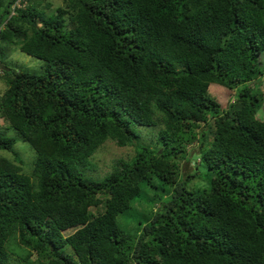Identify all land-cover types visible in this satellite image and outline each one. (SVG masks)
<instances>
[{"label": "trees", "instance_id": "16d2710c", "mask_svg": "<svg viewBox=\"0 0 264 264\" xmlns=\"http://www.w3.org/2000/svg\"><path fill=\"white\" fill-rule=\"evenodd\" d=\"M16 1L0 64L19 49L44 68L0 69V116L35 152L29 175L0 157V264H264V0ZM107 140L135 154L91 177ZM196 140L210 174L187 189ZM14 144L0 134L20 161Z\"/></svg>", "mask_w": 264, "mask_h": 264}, {"label": "rangeland", "instance_id": "374dc122", "mask_svg": "<svg viewBox=\"0 0 264 264\" xmlns=\"http://www.w3.org/2000/svg\"><path fill=\"white\" fill-rule=\"evenodd\" d=\"M46 3H49V6L45 8V11H53L56 7L63 4L62 0H42V5H45ZM15 5V4H14ZM13 5V6H14ZM21 2L18 6H21ZM4 63L9 65V68L14 69L15 71H18L20 69H28L30 71L35 72H41V70L44 68V62L34 56L27 55L26 53L20 51L19 49L12 51V53L3 60ZM2 63V62H1ZM7 65V66H8ZM264 67V64H263ZM252 91H255L257 95H259L260 99H262V107L258 111V116L260 118H264V73L255 78L252 79L249 84ZM7 84L3 77L0 75V93L4 91ZM209 93L213 98H215L221 105L228 104L234 101L233 94L234 90H227L223 88L222 86L216 85L214 83H211L209 85ZM8 121V120H7ZM3 118V116H0V134L6 137H11L15 139V144L13 145L14 151L16 152L17 156L20 158L19 160H16L14 158V155L11 151H8L6 149L0 148V157L8 158L11 160L14 164L18 165L20 167V171H22L24 174H31L32 169L34 166V160H35V152L31 148L28 142L23 140L18 132L10 126V124ZM136 129H138V132L142 133L143 141L148 143L152 133L155 131V127H146V126H134ZM211 135L208 136V138ZM198 140L194 141L190 145L187 146V151H189L188 154H186V159L188 160V163L182 162L180 164V168L184 169V165L188 170H190V167H192V173L195 174L193 178H187L188 182L186 184L187 189H190L192 187L200 186V187H206L207 186V178L210 174V171L208 169H204L201 166L198 168V170H195L194 167L198 162L200 161L201 153L191 152L192 149H195L194 147H198L199 145ZM135 154V148L134 146H125L121 147L115 144V142L111 140H107L103 146L99 147L94 156V161L96 162V168L94 169V162H93V156L91 157V161L93 163V167H90L87 171V174L91 177L98 178L97 175L101 176L105 173H107L110 170L111 163L117 159V158H131ZM153 191L151 189L149 190L148 194L153 195ZM100 210H96L95 208H91V212L94 214H97ZM74 229H68L64 230V234H69L73 232ZM70 250V249H68Z\"/></svg>", "mask_w": 264, "mask_h": 264}, {"label": "clouds", "instance_id": "9594fccd", "mask_svg": "<svg viewBox=\"0 0 264 264\" xmlns=\"http://www.w3.org/2000/svg\"><path fill=\"white\" fill-rule=\"evenodd\" d=\"M21 1L20 0H17L16 2H15V5L13 6V7H15V6H18L19 5V3H20ZM0 69H2L1 68V64H0ZM69 229H74V230H76L77 228L75 227V228H69ZM68 230V229H67ZM72 233V232H71ZM70 234V233H69ZM70 249V248H69ZM70 251V250H69Z\"/></svg>", "mask_w": 264, "mask_h": 264}, {"label": "water", "instance_id": "95a60500", "mask_svg": "<svg viewBox=\"0 0 264 264\" xmlns=\"http://www.w3.org/2000/svg\"><path fill=\"white\" fill-rule=\"evenodd\" d=\"M1 68L6 69V70L9 69V67H7V66H5V65H3V64H1Z\"/></svg>", "mask_w": 264, "mask_h": 264}]
</instances>
